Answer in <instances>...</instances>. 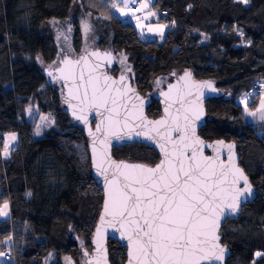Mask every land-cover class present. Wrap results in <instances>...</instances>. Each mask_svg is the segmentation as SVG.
Instances as JSON below:
<instances>
[{
  "label": "trees",
  "instance_id": "trees-1",
  "mask_svg": "<svg viewBox=\"0 0 264 264\" xmlns=\"http://www.w3.org/2000/svg\"><path fill=\"white\" fill-rule=\"evenodd\" d=\"M88 1L99 0H0V143L8 133L19 135L17 146L2 161L0 203L8 195L14 230L27 225L35 237L47 240L68 227L76 238L70 252L79 264L84 251L92 249L103 191L92 175L82 125L62 110V85L47 72L58 63L60 51L45 26L51 19H70L75 55L87 44L112 50L117 63L111 72L126 68L144 95L153 90L155 75L173 77L190 70L196 79L216 81L223 94L206 103L208 119L200 134L207 140L237 142L240 164L257 187L256 199L221 228V241L231 250L226 264H264V255H256L264 253V133L258 122L245 120L236 101L264 82V0H155L153 8L167 13L161 22L174 21L163 41L144 40L132 23L111 12L112 2L90 7ZM84 18L90 20L87 32L81 25ZM123 57L128 67L119 61ZM33 99L43 113L56 118V129L41 137L22 114ZM147 112L159 116V101ZM224 115L230 120L220 118ZM81 142L88 155L86 172L76 147ZM113 153L150 164L159 160L154 148L139 143L115 147ZM10 232V223L1 222L0 240ZM40 248L26 247L19 264H38L34 259L42 255ZM108 250L111 264L125 263L120 242L110 239ZM50 264L64 263L56 257Z\"/></svg>",
  "mask_w": 264,
  "mask_h": 264
},
{
  "label": "snow or ice",
  "instance_id": "snow-or-ice-1",
  "mask_svg": "<svg viewBox=\"0 0 264 264\" xmlns=\"http://www.w3.org/2000/svg\"><path fill=\"white\" fill-rule=\"evenodd\" d=\"M242 2L247 4L248 0ZM130 3H135V0H123L124 9L120 10L121 15L131 14L135 17V12L129 9ZM111 7H118L116 0H112ZM148 7L149 0H143L140 10ZM148 15L154 16L156 13L149 12ZM135 18L139 26L140 18ZM147 18L148 16H145V19ZM166 27L167 25H158L155 31L163 36ZM84 28L85 32L89 30L87 24ZM148 31L152 32L154 29L150 27ZM91 55L101 57L99 52H93ZM103 57L109 62L113 59L108 52L104 53ZM126 59L127 57H124L121 63ZM82 61L87 65L84 56L76 61L66 56L62 63L72 66L79 65ZM98 67L99 65H95L89 68L87 78L81 68L80 83L76 85L75 94L69 89V95L84 106L80 109L81 113L92 108H103L107 113L96 125V133H104V139L99 140V149L96 143L99 138L89 129V135L93 137V164L105 179L106 191L104 209L100 217L101 226L97 227L95 241L96 264H100L101 258L104 259V264H107L106 252L101 257L99 239L105 223L112 227L119 224L123 230L121 235L128 242V264H218L223 260L225 253V249L218 243L220 219L226 213L237 211L240 198L245 194L251 195V185L243 170L236 165L233 144H225L223 141L208 144L207 147L212 148L215 155L205 156V143L196 135L195 121L203 115L200 103L202 89L215 91L212 82L192 81L191 73L185 71L180 80L185 82L188 91L185 93L177 89L176 96L173 97L171 89L175 86H170V92L164 94L173 103L179 102L177 114L170 113L169 104L165 108L164 118L147 121L142 112L136 115L122 103V97L127 91H131L123 85L125 76L121 75L119 81H116L106 75H94ZM58 71L63 79L71 78L75 82L74 71L67 74L64 68ZM114 85L121 87L114 88ZM192 89L197 90V100L186 101L185 97L192 94ZM251 95H244L242 102L245 105V113L258 117L264 124V98L260 99L259 107L255 111H249L248 99ZM73 107L75 109V106ZM135 107L133 105V108ZM28 111L31 112V108ZM73 115L77 116L75 110ZM77 119L88 123L86 115L81 114ZM130 120H139L140 124L131 125ZM135 127L146 129L145 132L135 131L137 137L144 135L152 140L159 137L162 141L160 151L163 153V159L155 167L117 163L111 159L108 153L110 137L122 140L127 136L131 139ZM121 129H127L125 136L120 135ZM172 132L178 134L176 139L172 138ZM151 133H155V136ZM15 139L14 133L5 139L4 156L9 155L10 143ZM224 148L228 150L227 163L221 159L220 150ZM241 181L243 188L239 187ZM7 209L8 203L5 202L0 207V216H7ZM3 255L4 253H0V256ZM256 255L262 256L264 253L258 252ZM83 264H91V261L85 260Z\"/></svg>",
  "mask_w": 264,
  "mask_h": 264
},
{
  "label": "water",
  "instance_id": "water-1",
  "mask_svg": "<svg viewBox=\"0 0 264 264\" xmlns=\"http://www.w3.org/2000/svg\"><path fill=\"white\" fill-rule=\"evenodd\" d=\"M93 52L101 53V57L97 58L95 56H92L91 53H93ZM106 52L111 53V55L113 57V59L110 62L108 59H105L103 57V54ZM66 56L73 61H76L81 56H84L87 60V65H85L84 62L82 61L81 64H79V65L66 66L62 63V61L65 59ZM116 63H117V57L112 50L95 48V49H91V50L85 51V52L77 54V55L66 54L64 57H62L58 61V63L56 64V66L54 68H52L49 71L47 70L48 73L52 74L50 76L52 78L59 80L61 85H62V90H63L62 102H61L62 110L64 112L68 113L72 120H74L75 122H79L82 125L83 131L87 137V146H88L89 157L91 160L92 175H93V178L95 179V181L98 183V185L101 187V189L103 191L102 208H101V211H100L98 219H97V223H96V226L94 229L93 237L91 239L92 249L90 251H88V250L84 251V256H85L84 261L89 260V261H91V264H96L97 244L95 243V241L97 240V227L101 226L100 217H101V214L103 213L104 201L106 199L105 179L103 176H101L97 172V170L93 164V152H92L93 137L91 135H89V129H91L93 133H96V125L99 124L101 122V120L107 116V113L104 111L103 108H101V109H96V108L85 109V111L83 113H81L80 109L83 108L84 106L81 105L77 99H74L72 96L69 95V89L71 88L73 90V94H75L76 85L80 83L79 75L81 72V68H83L84 76H85V78H87V76L89 74V68H92L95 65H99V67L95 69L94 75H106V76H109L113 80H116V81H119L121 75L125 76V81L123 82V85H126L127 89H131V91H127L126 95L122 97V103L126 104L128 110L133 111L136 115H139L142 112L143 117L147 121H156V120H160V119L164 118L166 115L165 114V108L168 107L169 104H171V107L169 108L170 113L172 115L177 114V109L180 108L179 102L173 103L164 94L170 92V86H175V88L171 89L173 97L176 96L177 89H180L185 93L188 91V89L185 87V82L180 80V77L184 76L185 71H188L191 73V80L192 81H195V82L211 81L212 82V87L215 89V91H211L208 88L202 89L203 96L200 97V103H201L202 108H203V115L200 117L199 120L195 121L196 135L201 140H203L205 143V147L203 149L205 156H214L215 155L214 150L212 148L207 147L208 144H214L217 141H223L225 144H233L235 146L233 151H234V155H235L236 165H237V167H239L240 169L243 170L244 174L248 177L249 183L251 185V195L245 194L244 197L240 198V204H239L237 211L234 213H226L220 219L219 229H218V235H219L218 243L221 247H223L225 249V253H224L223 260L218 262V264H226L228 258L231 255V250L228 246H226L221 241V234H220L221 228L227 219H235V220L238 219L242 210H243V207L248 203H252L256 199L257 187L252 183V181L250 180V177L248 176V174L246 173V171L244 170V168L240 164V154L238 151L237 142L232 141V140H226L224 138L207 140L200 134L201 129L206 125L207 119H208L206 103L208 102V100L222 95L223 92H220L219 88L217 87V83L215 80L210 79V78L196 79L190 70H184L183 72H181L179 74L173 75V79L168 81L165 84L164 88L161 89V91H159L158 93H155L154 95H144L133 84L132 78L128 72H120L118 74H113L111 72V70L114 68ZM61 68L65 69V74H67L69 71H74L76 74L75 82L71 78L68 80L63 79L61 77V73L58 71ZM113 87L114 88L121 87V85H114ZM81 92H82V89H81ZM191 92H192V94L190 96L185 97L186 101H196L197 100V90L192 89ZM137 97H139L140 99L138 100ZM154 100L159 101V103L161 105V113L157 117H151L148 115V112H147L148 107L151 105V103ZM133 105H135L136 107L133 108ZM73 106H75V109ZM74 110L76 111L77 116H79L81 114L86 115L88 123L85 124L82 120L77 119V116L73 115ZM123 111L124 110L122 109V112ZM101 113H103V115H101ZM130 124L131 125H138V124H140V121L139 120H130ZM135 131L145 132L146 129L141 128V127H135L131 139H129L127 136H125L127 129H121L120 130V135L125 136V138L122 140H117L115 137H110L111 142L108 145V153H109L111 159L116 161L117 163L125 162L128 164H142V165H147L149 167H155V165L158 164L161 159H163V153L160 151V143H162V141L160 140L159 137H156V139H154V140L148 139L144 135L137 137L135 135ZM163 131H164V129L162 128L161 132H163ZM151 135L155 136V133H151ZM96 136L99 138V139H97V142H96L97 148L99 149L100 148L99 140L104 139L103 131L100 133H96ZM177 136H178V134L176 132H172V138L173 139H176ZM134 143L145 144V145H148V146H151L152 148H154L159 154L158 162H156L155 164H150V163H147L144 161L130 160V159L115 157V155L113 153V150L115 147H123L124 145H130V144H134ZM220 151H221V159L224 160L225 163H227L228 150L226 148H224V149H221ZM243 186H244L243 181H241L239 184V187L243 188ZM107 219H109V218H106V220ZM122 231L123 230L120 228L119 224H116L115 227H112V226H109L107 223H105L102 226V235L99 238L100 244H101V257H103V255L106 252L107 264H111L110 256H109V250H108V241L110 239L120 242L121 246L123 248H125L126 260H125L124 264H128V259H129L128 258L129 249L127 246L128 242H127V239L125 237H122V235H121ZM85 253H87L88 255L86 256ZM100 264H104L103 258L100 259Z\"/></svg>",
  "mask_w": 264,
  "mask_h": 264
},
{
  "label": "rangeland",
  "instance_id": "rangeland-1",
  "mask_svg": "<svg viewBox=\"0 0 264 264\" xmlns=\"http://www.w3.org/2000/svg\"><path fill=\"white\" fill-rule=\"evenodd\" d=\"M242 1V0H239ZM249 1V0H248ZM109 2H112V0H99L96 2L88 1L87 3L90 5V7H98L100 4H108ZM137 0H135V3ZM143 0H141V3ZM155 0H149V4H153ZM106 3V4H105ZM116 3L118 4L117 8H110L111 12L122 19L128 18L132 16L131 14L127 16H123L120 14V10L124 9L123 0H116ZM135 3L129 4V9H131L135 14L137 13L136 10L133 8V5ZM76 10V8H74ZM145 10V9H143ZM127 11V9H125ZM142 11V10H141ZM81 25L84 26L87 24L86 22H90L89 18L81 19ZM72 20L65 19H51L50 22H48L45 26V31L54 39V44L56 48L60 51V57L58 58V61L64 57L66 54L68 55H75V51L73 49V28H72ZM91 26V25H90ZM90 28V27H89ZM70 29V30H69ZM88 35H86L87 38ZM142 37V36H141ZM143 38V37H142ZM144 40H150L146 37L143 38ZM98 48L95 44L92 45H84L83 48L80 50V53H83L85 51ZM124 58V57H123ZM122 58V59H123ZM121 62V60H119ZM124 67H128L126 60H123ZM126 69V68H125ZM123 69V72H129L127 70ZM122 71V70H121ZM173 77L171 75L169 76H159L155 75L152 84H153V90L150 92V95H153L155 93H158L161 91V89L164 88L165 84L172 80ZM247 92H243L241 95H239L236 99V101L242 106L244 111V117L247 121L252 122H258L262 126L260 127V132L264 133V124L259 120L258 117H252L248 116L245 113V105L242 102L244 99V95ZM227 98H232V93L227 91L226 92ZM264 98V93L256 92L252 94L248 99V110L249 111H255L259 107V101L260 99ZM252 102H255V106H250ZM31 108V112L28 111V109ZM23 116L27 119L33 122L34 126V135L36 137L44 136L45 134L51 132L52 130L56 129V118L51 113H43L40 108L37 106L35 100H29L26 105L23 108ZM42 117L44 119H42ZM221 119H224L225 121H229L231 116L230 115H224L220 117ZM39 126V128H38ZM4 142L0 143V171L2 170V161L5 160L8 156H4ZM15 143V142H14ZM16 147V144L14 145V148ZM77 151L80 155V167L82 171L86 172L87 170V151L85 144L78 143L77 144ZM13 148V149H14ZM2 188L0 187V195L2 192ZM7 202L8 203V209H7V216H0V223L3 221H8L11 226V232L8 235V237L4 240H0V253H4L3 256H0V264H19V259L22 257V252L26 247H36L39 245L42 249L41 254L35 257L34 260L38 264H50L56 257H60L64 264H79V260L73 256L72 252H70L71 249V242L73 240L76 241L75 236H73V233L69 228L66 229L63 227V229L59 232H55L52 234L50 238L47 240L42 238L35 237L31 232L27 225L20 226L17 230H14L13 223L11 222V211H10V204H9V197L6 195L4 199L0 203V207L3 206V204ZM83 239V238H82ZM80 240V239H79ZM47 245L51 248L47 249ZM44 246V247H42ZM81 250V248H80ZM69 258V259H66Z\"/></svg>",
  "mask_w": 264,
  "mask_h": 264
},
{
  "label": "crops",
  "instance_id": "crops-1",
  "mask_svg": "<svg viewBox=\"0 0 264 264\" xmlns=\"http://www.w3.org/2000/svg\"><path fill=\"white\" fill-rule=\"evenodd\" d=\"M140 2H139L138 9H135L136 12H137L135 14V17H139L140 18L139 19V26H138V21H137V19L134 16H130V17L125 18V19H122L120 17L119 18L124 20V21H128V22L132 23L135 26V28L137 29V31L139 32V34L143 38L146 37V38H148L150 40L163 41V39L165 38V35H166L167 31H168V28L166 27L164 29L163 36H161L158 31H155V29L157 28L158 25H166V24L164 22H161L156 15H154V16H149L148 15L149 12H155V9L153 8V4H151V5L149 4V7L147 9L141 11L140 10ZM145 16H148V18L145 19ZM150 27L153 28L154 31L149 32L148 29ZM13 133L16 135V139L10 143L8 157L11 155V152H12V150L14 148V145L16 144V146H17V143H18V140H19V135L16 132H12V133H8V134H6L4 136V138L6 139L9 136V134H13Z\"/></svg>",
  "mask_w": 264,
  "mask_h": 264
},
{
  "label": "built area",
  "instance_id": "built-area-1",
  "mask_svg": "<svg viewBox=\"0 0 264 264\" xmlns=\"http://www.w3.org/2000/svg\"><path fill=\"white\" fill-rule=\"evenodd\" d=\"M140 1L141 0H137V2L133 6L134 9H138ZM155 13H156V16L158 17V19L160 21L162 20V18H165V16L167 15L166 11H157V10H155ZM163 15H164V17H162ZM164 21H165V24L167 25L168 30L171 29L174 26V23H173L174 21L173 20L165 19ZM256 92L264 93V82L263 81H259L247 93L254 94Z\"/></svg>",
  "mask_w": 264,
  "mask_h": 264
},
{
  "label": "flooded vegetation",
  "instance_id": "flooded-vegetation-1",
  "mask_svg": "<svg viewBox=\"0 0 264 264\" xmlns=\"http://www.w3.org/2000/svg\"><path fill=\"white\" fill-rule=\"evenodd\" d=\"M154 95V94H153Z\"/></svg>",
  "mask_w": 264,
  "mask_h": 264
}]
</instances>
